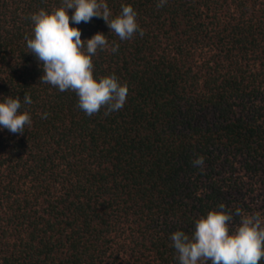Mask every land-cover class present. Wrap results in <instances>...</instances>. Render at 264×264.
Segmentation results:
<instances>
[{
    "label": "trees",
    "instance_id": "1",
    "mask_svg": "<svg viewBox=\"0 0 264 264\" xmlns=\"http://www.w3.org/2000/svg\"><path fill=\"white\" fill-rule=\"evenodd\" d=\"M104 2L110 19L131 5L145 35L70 20L82 40L109 41L94 77L129 87L121 110L89 117L74 92L40 83L24 39L30 15L62 0H0V102L19 97L32 121L22 135L0 128V264H179L172 233L222 203L232 230L237 208L257 212L235 176L264 179V0Z\"/></svg>",
    "mask_w": 264,
    "mask_h": 264
},
{
    "label": "clouds",
    "instance_id": "2",
    "mask_svg": "<svg viewBox=\"0 0 264 264\" xmlns=\"http://www.w3.org/2000/svg\"><path fill=\"white\" fill-rule=\"evenodd\" d=\"M167 0H158L157 8H163ZM74 13L69 16V10ZM112 13L104 0H62L60 7L51 13L41 9L30 15L34 26L33 37L25 35L27 48L40 62L44 75L40 83L49 84L60 92L72 91L78 97L77 107L91 117L104 109V115L121 110L126 104L129 87L121 84L115 74L94 77L93 56L98 49L109 48V41L102 33L91 39L82 40L79 28L72 23H90L93 17L102 18L111 32L121 41L130 40L145 30L137 23V13L131 5H121L118 16L110 19ZM119 44L113 41L111 51L118 52ZM25 104H32L31 97L24 96ZM19 97H6L0 102V128L13 134H23L26 125H31L28 112L20 113ZM45 113L42 118H47ZM205 158L197 155L192 161L194 167L203 168ZM195 221L191 235L184 231L171 234L172 247L178 254L179 264H260L264 259V216L260 212L245 214L237 208L239 225L232 230L231 210L219 205Z\"/></svg>",
    "mask_w": 264,
    "mask_h": 264
},
{
    "label": "rangeland",
    "instance_id": "3",
    "mask_svg": "<svg viewBox=\"0 0 264 264\" xmlns=\"http://www.w3.org/2000/svg\"><path fill=\"white\" fill-rule=\"evenodd\" d=\"M196 58H197L196 61H198L199 65L201 66V63H203L204 61L203 55L201 56V54H198ZM237 168L239 170L240 168L239 164L237 165ZM235 177L238 178V181H242L244 183L247 201L251 203L252 205H254V209L257 210V212H260L261 215L264 216V211L262 208L263 206L262 204L264 203V179L260 177L256 179H252L249 176H247L242 170L237 171V174ZM33 182L34 181H30V180L26 181L25 186H22L23 190L30 189L33 185ZM61 186L62 185H60V187L58 186V189H60ZM56 194H60V192H56ZM41 205H42V202H41ZM258 209H260L261 211H258ZM127 225L128 224H125L124 226H122V229H123V232H127V236L130 237L129 236L130 231ZM12 241H13V238H12Z\"/></svg>",
    "mask_w": 264,
    "mask_h": 264
}]
</instances>
